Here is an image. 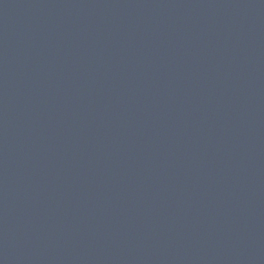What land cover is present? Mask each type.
<instances>
[{"label":"water","instance_id":"95a60500","mask_svg":"<svg viewBox=\"0 0 264 264\" xmlns=\"http://www.w3.org/2000/svg\"><path fill=\"white\" fill-rule=\"evenodd\" d=\"M0 264H264V0H0Z\"/></svg>","mask_w":264,"mask_h":264}]
</instances>
